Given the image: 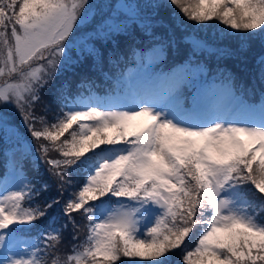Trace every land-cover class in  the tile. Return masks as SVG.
<instances>
[{"label": "snow or ice", "instance_id": "6c2138e0", "mask_svg": "<svg viewBox=\"0 0 264 264\" xmlns=\"http://www.w3.org/2000/svg\"><path fill=\"white\" fill-rule=\"evenodd\" d=\"M93 7L103 6L0 0V131L17 145L16 183L0 186V264H171L176 250L179 264H264V100L236 96L229 77L234 106L226 113L198 97L185 108L180 86L200 71L187 64L145 75L143 86L130 83L103 108L71 100L67 81L57 80ZM126 7L127 17L117 10L92 20L94 36L83 45L94 64H104L107 51L92 45L119 40L126 21L140 16ZM151 8L156 15L145 27L153 37H168L178 14L241 34L242 51L257 39L264 44V0H164ZM163 51V40L155 42L141 71ZM257 64L264 85V55ZM77 175L82 183L73 189ZM49 181L58 195L38 202ZM46 217L13 252L17 236ZM65 233L70 245L62 252Z\"/></svg>", "mask_w": 264, "mask_h": 264}, {"label": "trees", "instance_id": "16d2710c", "mask_svg": "<svg viewBox=\"0 0 264 264\" xmlns=\"http://www.w3.org/2000/svg\"><path fill=\"white\" fill-rule=\"evenodd\" d=\"M94 5L103 7H93L86 24L80 25L81 31L76 33V40L73 41L68 56L71 58L63 68L61 75L58 77L57 84L67 81V87L71 93L70 99L77 100V96H86L96 92L98 94H108L113 91L110 71L121 72L127 64L137 62L138 53L142 48L152 49L155 42L163 40L164 51L163 58L154 64L152 72L155 73L159 68L166 67L171 71L179 65L187 64L193 69H200L198 75L192 73V79L195 82H200L197 93L199 98L203 97L205 91L209 88L216 87L219 83L228 85V78L231 77V87L234 91L242 95L247 103L259 104L264 99V85L260 83L258 72L259 66L257 59L264 55V44L258 39L244 44L241 50V41L237 39L238 35L235 32L225 29V26L213 21L209 26L197 25L194 22L183 21L178 14H173L171 20L174 21V27L168 30V37H161L159 34L153 37L151 28H146V17L156 15L151 6L155 3H164V0H93ZM110 5L111 7H107ZM119 5L125 7L118 8ZM131 5L140 11V16L135 21L127 20L129 31L117 34L119 40L101 41L100 44H93L98 50L104 48L107 51V61L100 65L99 61L94 64L90 58V54L83 45L84 39L89 34L94 36L91 27L92 20L100 15H111L115 11H119L121 16L129 15L126 6ZM171 12V9H167ZM166 27H168L166 25ZM119 43V47L117 44ZM196 43H200L198 45ZM135 54V56H134ZM157 67V68H156ZM151 72V73H152ZM109 78V79H108ZM115 91L119 87L115 84ZM185 96V105H191V89L189 85L183 87ZM263 96V97H262ZM262 97V98H261ZM9 116L15 117L12 109H8ZM14 144L13 138L9 134L0 131V178L4 174H8L12 156L10 149ZM27 147V143L25 144ZM55 157L56 153H52ZM9 166V167H8ZM33 170L29 167L28 178L32 179ZM44 175V173H41ZM45 179L47 177L45 176ZM75 183L73 189L77 188L82 183V176L73 177ZM51 187L49 191L41 194L38 202H43L46 198L57 196V190L54 183L49 181ZM77 222L81 225L84 223L79 214H74ZM48 218L37 222V229L31 233L23 235L35 238L40 228L47 224ZM62 222V221H61ZM84 238V231L80 232V239ZM195 244V238L189 242V246ZM70 245V235L65 233V243L61 245V251H68ZM177 254L171 256V264H179V250Z\"/></svg>", "mask_w": 264, "mask_h": 264}, {"label": "rangeland", "instance_id": "374dc122", "mask_svg": "<svg viewBox=\"0 0 264 264\" xmlns=\"http://www.w3.org/2000/svg\"><path fill=\"white\" fill-rule=\"evenodd\" d=\"M91 2L94 4L93 0H91ZM196 44L201 45L200 43H196ZM155 61H157V60H155ZM198 72L199 71H195L196 75H198ZM190 76L191 75H189V77L185 80L184 83H191V82L193 83V81L190 79ZM143 84H144V78H143L142 81H138V86H143ZM227 86H228L227 84L219 83L218 84V88L216 89V92H215V94H216V99H215L216 108L219 111L225 112V113L229 110L228 102L231 99V97H230L231 95L227 91ZM111 100L112 99L109 98V100L106 101L103 96H98V95H94V96H92V97H90L88 99L89 104H96V105H98L101 108H103V107H105V106H107L109 104H112ZM184 107L187 108V106H185V105H184ZM15 117H16V115H15ZM9 119H12V120L16 121V123L18 124V121L16 119H14V116L13 117L9 116ZM23 135L25 137L27 136L26 133H24ZM10 136H11V134H10ZM27 139L30 140L31 138L27 137ZM16 148H17V145H16L15 140H14V144L12 145V148L10 149L11 156H13V151ZM10 167L11 168H10V172H9V176H8V182L6 184L7 187H9V188L13 187L15 185V183H16V178L13 175L11 164H10ZM17 240H18L19 245L15 246V248L13 249V252H17V253L21 251V249L25 246L26 243H30L31 242L30 238L20 237V236H17Z\"/></svg>", "mask_w": 264, "mask_h": 264}]
</instances>
